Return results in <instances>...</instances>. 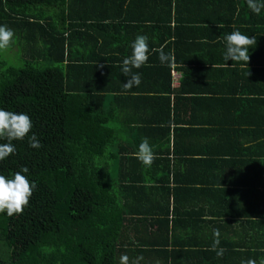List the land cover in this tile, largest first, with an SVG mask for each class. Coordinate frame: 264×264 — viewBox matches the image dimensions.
I'll use <instances>...</instances> for the list:
<instances>
[{"label": "trees", "instance_id": "trees-1", "mask_svg": "<svg viewBox=\"0 0 264 264\" xmlns=\"http://www.w3.org/2000/svg\"><path fill=\"white\" fill-rule=\"evenodd\" d=\"M68 1L0 0V25L14 33L0 50V108L26 113L41 142L33 149L27 137L14 141L15 153L0 161V174L27 167L36 183L21 214L0 213V264H119L121 255L128 264H264V48H250L248 65L223 58L233 30L259 32L252 47L264 40V8L257 19L247 0H204L209 12L194 28L200 51L180 50L162 64L153 46L132 69L141 84L124 91L129 52L108 47L115 38L105 17L99 37L95 25L83 30ZM203 93L228 115L198 145L191 136L199 130L185 128L195 124V107L189 115L186 104ZM143 139L150 166L137 159ZM204 193L220 196L235 228L209 231L225 220H201ZM149 232L157 237L147 240Z\"/></svg>", "mask_w": 264, "mask_h": 264}, {"label": "crops", "instance_id": "crops-1", "mask_svg": "<svg viewBox=\"0 0 264 264\" xmlns=\"http://www.w3.org/2000/svg\"><path fill=\"white\" fill-rule=\"evenodd\" d=\"M205 4L206 1L204 0H69L67 9L68 13H72L75 19H77L75 22L79 21L78 23L81 24L83 30L89 31L88 28H91L89 25H95L96 27L91 34L96 36L101 34V27H99L98 21H101L102 17H105L107 19L105 21L107 23L105 32L109 36L114 35L112 38H115L114 41H109L114 44L113 47L111 45L108 46L111 51L116 50L118 53L126 51L129 52L130 55L131 42L136 36L144 35L147 37L150 52L153 50V46L160 47V49L162 48L163 50L166 49L170 51L169 53L174 58L178 51L183 49L186 50V48L192 49V51H190L192 53H198L200 51V44L196 42L201 33L199 29L195 31L194 28L200 26L198 24L200 21L199 18H202L205 13L207 14L209 12L207 10L203 11ZM212 13L213 15L210 14L208 17L209 19L216 17L215 11ZM257 19H261L260 16L257 17ZM205 33H207V31ZM244 34L256 38L259 37L258 34L260 33L247 32ZM205 35L207 37L211 36ZM257 44L256 47L251 46V48H264V40L261 42L257 41ZM116 45H119L118 50L116 49ZM151 53H153V51ZM189 53H187V55H189ZM174 66L176 67V64ZM172 73L174 87H180L182 78L181 70L175 69ZM199 96L196 97L201 98V102H198L199 100H196L198 98H195V100H190L188 102L190 104H186L188 106L187 108L190 110L189 115L192 114V107H195L194 114H196L191 119L187 118V120L190 119V121L195 124L187 125L185 128L195 127L199 130L192 134L193 136L191 137L193 142L191 143L201 145L211 142V139L214 138L215 130L217 131V128L220 126V123H218L219 118L221 119L223 114L228 115V111L222 104L220 106L218 105L215 95L203 93L199 94ZM189 137L190 136H184L183 139L186 140ZM188 193H190V191ZM210 195L211 194L208 193L201 195V199L199 198V205L196 206L197 209L202 211L201 220L214 221L221 217L220 220L225 221L220 223L211 222L209 231L211 232L213 228V232L217 233L218 226H226L228 229L235 228L228 224V222H235L233 220L234 216L228 212L227 206L222 204L220 196L216 194L215 197L212 198ZM219 212H224V214L218 216L217 213ZM191 225H196V223H192ZM185 229L190 236H199L192 226ZM237 229L241 228L239 227ZM225 230L226 229L221 231L222 234L227 233ZM153 236L154 235L150 232L145 235L147 240H149V238L151 239ZM154 237H157L156 234ZM161 260L162 259L159 257H154L152 261L161 263Z\"/></svg>", "mask_w": 264, "mask_h": 264}, {"label": "clouds", "instance_id": "clouds-1", "mask_svg": "<svg viewBox=\"0 0 264 264\" xmlns=\"http://www.w3.org/2000/svg\"><path fill=\"white\" fill-rule=\"evenodd\" d=\"M247 6L253 14H259L264 5L257 0H247ZM13 31L5 25H0V50L7 49L13 41ZM255 38L241 33L239 30H233L225 36V52L223 58L225 61H232L231 65H248L250 55L249 50ZM131 54L121 61V71L128 77L127 82L123 83V90L128 91L139 87L141 79L139 73H132V69L141 68L149 58V46L147 37L138 35L130 44ZM152 51H157L153 49ZM158 59L162 64L171 62V55L166 54L163 49L158 50ZM131 73V75H129ZM33 124L31 118L23 112L8 111L0 108V161H4L15 153L14 141H21L27 137L28 146L33 149H39L41 142L32 133ZM137 159L145 166H150L153 160L151 146L147 139H143L138 146ZM29 169L22 167L19 171L10 176L0 174V213L12 217L21 214L28 205L36 183L27 176ZM218 240L213 243V250L218 256L223 254V249H216ZM140 258H138L139 260ZM129 258L121 255L119 264H128ZM137 264V262H134ZM249 264H252L250 261Z\"/></svg>", "mask_w": 264, "mask_h": 264}]
</instances>
